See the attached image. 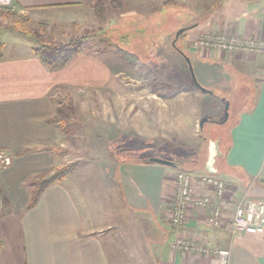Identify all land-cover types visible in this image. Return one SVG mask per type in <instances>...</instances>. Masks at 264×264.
Returning a JSON list of instances; mask_svg holds the SVG:
<instances>
[{"label": "crops", "instance_id": "0c3cea01", "mask_svg": "<svg viewBox=\"0 0 264 264\" xmlns=\"http://www.w3.org/2000/svg\"><path fill=\"white\" fill-rule=\"evenodd\" d=\"M96 1L12 0L10 5L39 20L65 23ZM121 1L137 6L166 0ZM215 3L206 19L190 26L193 40L201 29L217 28L264 39V0ZM183 36L179 38L184 42ZM5 43L0 58V152L13 161L8 167L0 162V264H212V256L174 249L172 243L181 236L230 249L228 264H264V234L232 230L240 201L264 200V52L197 53L195 65L205 74L209 69L207 78L212 71L214 81L224 87L220 89L230 90L240 81V101L246 106L239 109L227 143H219L224 167L217 160L214 164L216 175L229 187L221 224L208 222L211 207L192 204L184 225L176 227L170 218L177 168L151 162L152 157L117 159L108 143L98 142L99 155L46 187L33 203V181L68 163L62 159L69 132L62 121L61 97L67 91L107 88L113 76L109 65L91 53L51 71L35 55L33 44L25 43L29 50L21 52V41ZM194 70L197 76L198 68ZM206 173L205 167L199 174ZM207 193L194 185L195 198Z\"/></svg>", "mask_w": 264, "mask_h": 264}, {"label": "rangeland", "instance_id": "374dc122", "mask_svg": "<svg viewBox=\"0 0 264 264\" xmlns=\"http://www.w3.org/2000/svg\"><path fill=\"white\" fill-rule=\"evenodd\" d=\"M99 1L104 6L101 16L95 7ZM215 2L166 0L131 6L121 0H97L93 7H84L77 13L73 22L65 23L39 20L13 5H0L1 53L5 42L8 46L21 41V52L29 50L27 42L35 47L37 42L23 33L27 29L42 30L46 38L61 41L84 36L83 53L99 56L111 69L113 80L107 88L67 91L61 97L62 121L69 132L62 158L68 163L64 166L76 164L77 168L99 155L95 148L100 142L108 143L112 155L120 160L158 157L179 163L175 181L179 171L199 174L204 170L211 144L217 140L222 145L227 143L230 128L245 103L240 101L239 80L230 90H222L224 87L214 81L212 71L207 78L209 69L205 74L200 64L195 65L198 52L219 51L199 42L208 33L239 34L228 28L201 29L193 40L188 29L192 35L186 38L188 33L183 34L185 44L182 38L176 42L177 49L193 57L198 80L211 93L196 87L187 59L173 41L181 27L202 21ZM120 50L128 53V60ZM228 101L229 119L221 123ZM203 118L210 121L201 129ZM98 129L104 133L98 135ZM221 157H216L220 168L224 167ZM64 166L55 167L45 177ZM0 195L4 204L1 192Z\"/></svg>", "mask_w": 264, "mask_h": 264}, {"label": "built area", "instance_id": "2783aa9c", "mask_svg": "<svg viewBox=\"0 0 264 264\" xmlns=\"http://www.w3.org/2000/svg\"><path fill=\"white\" fill-rule=\"evenodd\" d=\"M12 0H0V5H10ZM214 48L219 51L237 53H261L264 52L263 38H249L240 35H226L221 33L204 34L199 45ZM12 157L0 152V162L3 167L12 164ZM177 191L173 198L171 208V223L176 227L184 225L188 209L195 204L201 209L212 208L208 218L211 225L219 226L223 220L225 210L228 206L226 196L228 192L227 182L220 176L212 173L194 174L186 171H179L176 175ZM201 185L208 190V193L195 198L193 187ZM3 202L0 195V212ZM232 230L235 233H259L264 234V200L240 201L234 211ZM172 247L186 253H196L212 256V264H228L230 249L206 246L193 239L178 237L172 243ZM3 249V241L0 237V252Z\"/></svg>", "mask_w": 264, "mask_h": 264}, {"label": "trees", "instance_id": "16d2710c", "mask_svg": "<svg viewBox=\"0 0 264 264\" xmlns=\"http://www.w3.org/2000/svg\"><path fill=\"white\" fill-rule=\"evenodd\" d=\"M95 7L97 10V15L101 16L104 8L102 1L97 2ZM23 33L30 35L37 42V45L34 47L33 51L40 61L44 63L51 71L63 69L71 61L84 52V36H72L67 41H61L54 39L53 37L46 38L42 30L27 29L24 30ZM120 52L123 54L125 59L128 60V53L124 50H120ZM1 55L2 54L0 52V58ZM175 163L177 164V167L180 166L179 163ZM75 168L76 164H69L56 169L55 172L49 177H40L39 179L34 180L32 183L34 186L33 203L36 202L40 193L46 187L71 174Z\"/></svg>", "mask_w": 264, "mask_h": 264}, {"label": "water", "instance_id": "95a60500", "mask_svg": "<svg viewBox=\"0 0 264 264\" xmlns=\"http://www.w3.org/2000/svg\"><path fill=\"white\" fill-rule=\"evenodd\" d=\"M192 27H182L178 30V32L176 33V36H175V39L173 41V46L177 49V46H176V42L177 40L179 39V37L187 30V29H190ZM180 53H182V55H184L187 59V62H188V65H189V68H190V71L192 73V77H193V80H194V83L196 85V87L198 89H200L201 91L203 92H206V93H211V91L206 88L205 86H203L200 81L198 80L197 76H196V73H195V70H194V66L192 64V61L190 59L189 56H187L185 54V52H181V50L177 49ZM229 108H230V102L228 101L226 103V108H225V112H226V115H225V118L221 121V123H226L229 119ZM210 121L209 118H203L201 119L200 121V128L203 129L204 127V124L206 122ZM215 143V147L212 148V144H211V147H210V157H209V161L207 162V165H206V169L209 173H212V174H216L218 172L217 169L214 168V164L216 162V157L221 155V151L219 150V143L220 141L217 140ZM151 162H154V163H159V164H162V165H166V166H170V167H175L177 168V164L172 161V160H168V159H163V158H158V157H152L151 158Z\"/></svg>", "mask_w": 264, "mask_h": 264}, {"label": "bare ground", "instance_id": "6f19581e", "mask_svg": "<svg viewBox=\"0 0 264 264\" xmlns=\"http://www.w3.org/2000/svg\"><path fill=\"white\" fill-rule=\"evenodd\" d=\"M215 147V143H212V148H214Z\"/></svg>", "mask_w": 264, "mask_h": 264}]
</instances>
